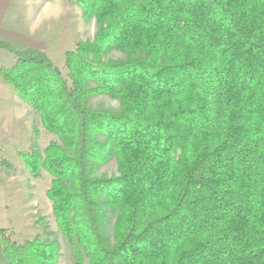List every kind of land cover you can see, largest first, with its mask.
I'll list each match as a JSON object with an SVG mask.
<instances>
[{
    "label": "trees",
    "instance_id": "16d2710c",
    "mask_svg": "<svg viewBox=\"0 0 264 264\" xmlns=\"http://www.w3.org/2000/svg\"><path fill=\"white\" fill-rule=\"evenodd\" d=\"M70 2L99 26L66 55L72 86L44 53L2 41L18 62L0 75L59 138L20 157L52 177L75 264H264V0ZM112 51L127 59L104 63ZM100 95L122 112L90 110ZM114 157L119 177H92ZM0 257L58 264L61 251L0 228Z\"/></svg>",
    "mask_w": 264,
    "mask_h": 264
},
{
    "label": "crops",
    "instance_id": "0c3cea01",
    "mask_svg": "<svg viewBox=\"0 0 264 264\" xmlns=\"http://www.w3.org/2000/svg\"><path fill=\"white\" fill-rule=\"evenodd\" d=\"M90 22L69 0H0V41L18 51L44 52L54 64L86 41ZM17 62L14 54L0 48V71L13 69ZM46 132L37 111L0 75V159L16 169L1 171L0 180L14 186L23 183L19 177H31L19 154L30 152L35 141L43 143Z\"/></svg>",
    "mask_w": 264,
    "mask_h": 264
},
{
    "label": "rangeland",
    "instance_id": "374dc122",
    "mask_svg": "<svg viewBox=\"0 0 264 264\" xmlns=\"http://www.w3.org/2000/svg\"><path fill=\"white\" fill-rule=\"evenodd\" d=\"M70 4L74 6L71 2ZM86 20L91 21L90 34L87 37L88 41L86 39V41H82L80 43L94 42L96 35L99 32V26L95 19ZM80 43H78V45ZM126 59V53L112 51L111 53L104 55L102 61L106 64H109L122 62ZM54 65L60 69L61 75L67 79L69 86L71 87L72 82L69 78V71L66 68V56L64 59H59V62ZM87 106L90 110L94 111H107L110 113L122 112L121 102L108 95L91 97L88 100ZM46 133L48 136L43 139V143L35 141L32 150L27 153H20L19 157L23 154H29L36 150L41 152L43 155L44 151L47 149V147H45L46 144L49 146L52 142L60 143L57 136L49 133L48 131ZM38 136L39 135L36 134V138ZM97 141L103 143L105 142V137L100 136L97 138ZM19 159L22 161L21 163L25 165L21 157ZM8 165H10V168ZM17 167L19 166L16 165V168ZM94 167L95 166L92 164L91 168ZM14 168V163L11 164L1 157L0 172L8 170L15 172L16 169ZM30 176L32 179L31 177L28 179L23 176L19 177L23 183H18L17 185L14 184V186L11 183L0 180V228L6 230L7 236L19 245H22L27 241H33L37 237H40L43 242L56 241L59 244L61 251V258L59 259L58 264H75L73 249L69 242L58 231L54 217L53 203L47 196V193L52 186V177L44 170L41 173L40 179H35L31 173ZM119 176L118 163L115 157L108 164L98 165L94 171H92V177L95 179H112ZM258 189L259 191L264 190V183L260 184ZM100 200L102 203L100 209L104 215V233L110 245L115 247L117 244L115 238V224L117 215H113L111 211L104 205V199ZM260 213L264 216V209L263 211H260ZM88 262V259H86V264H88ZM0 264L8 263L2 257H0Z\"/></svg>",
    "mask_w": 264,
    "mask_h": 264
},
{
    "label": "water",
    "instance_id": "95a60500",
    "mask_svg": "<svg viewBox=\"0 0 264 264\" xmlns=\"http://www.w3.org/2000/svg\"><path fill=\"white\" fill-rule=\"evenodd\" d=\"M55 71H56L58 74H61L60 69H59L58 67H55Z\"/></svg>",
    "mask_w": 264,
    "mask_h": 264
}]
</instances>
